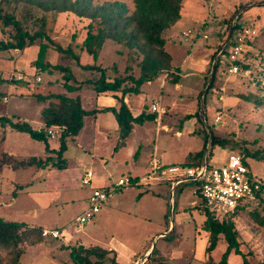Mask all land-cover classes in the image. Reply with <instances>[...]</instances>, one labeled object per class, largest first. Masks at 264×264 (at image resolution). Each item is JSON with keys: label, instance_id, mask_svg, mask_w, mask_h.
Listing matches in <instances>:
<instances>
[{"label": "rangeland", "instance_id": "obj_1", "mask_svg": "<svg viewBox=\"0 0 264 264\" xmlns=\"http://www.w3.org/2000/svg\"><path fill=\"white\" fill-rule=\"evenodd\" d=\"M82 2L84 5L91 4L93 7L107 6L109 9L112 8L114 3L123 4L128 9V14L135 11L136 5L135 0H82ZM3 8L5 11L14 12L23 23V26L32 32L38 30L40 27V23L36 21V18L45 17L48 35L55 43L63 47L70 46L75 54L80 57V64L97 63L108 69L107 72L110 78L115 76L119 71H124L125 73L127 70L126 72L138 74L136 63L132 60L133 51L123 44L107 38L99 50L97 60L80 47V44L86 37L87 26L91 21L90 18L78 16L72 11L44 12L40 8L26 3L16 4L12 2L4 5ZM182 16H184V19H181ZM181 18L175 25L176 29L174 28L176 30L175 33L179 34L181 32L180 38H191L193 42H197L198 36L202 33L201 31L199 33V30H202L206 37L203 45L207 48H214L215 55L211 60V67L209 65L207 68L202 91H205V86L209 83L213 62L215 59L217 61L219 55L217 53L227 40L231 26L235 29V25H237L236 32L234 33L235 36L237 34H244V29L246 28L250 30V33L244 37V51L239 59L241 60V64L248 65L249 69L245 70L241 66L237 73L231 74L228 69L229 61H226L227 55L224 56L223 62L217 69L215 78H213L212 83L209 85L210 87H208L206 95L204 94V101V95L201 91L194 98H185L183 102L180 101L181 107L178 108V111L196 105L195 112H199L201 110V99L202 107L206 109V113L202 110L201 116L203 121L205 120L207 127H213L212 130L216 136L229 140V144L226 147L220 146L216 148L215 157L210 164H222L228 158L230 152L240 155L245 154L252 174L264 182V0H184L182 2ZM173 26L163 34L166 42L168 39L176 36L174 32V36L170 32ZM2 28L3 25L0 21V39L8 40L13 29L6 27L2 31ZM183 29L184 31H182ZM99 30L97 27L94 29L95 32ZM103 30L108 31V27H103ZM213 40H215V43ZM229 50L230 47L227 51ZM38 51V45H34L31 49H27V51L26 48L23 51L0 50L1 75L3 68L8 70V78L0 80V109L8 110L9 114L13 111V106H15L17 113L22 117L21 120L27 119L26 121L31 122L35 128H39L36 121L43 122L39 109L46 107L50 100H38L34 94V90L40 91L43 88L47 89V91L49 89L50 91L62 92L66 88L64 72L55 69L52 71H42L34 66L33 62L37 58ZM21 57L25 61L26 68L23 65L21 68H18L16 62ZM47 59L52 64L68 65L72 68L77 78L73 83H83L84 89H86L83 92L86 108H93L94 103L89 100L90 96L87 91V89H92V86L87 80H90L95 73L90 70L83 71L76 59L57 52L52 47L48 49ZM178 59V57H175L174 61L177 62ZM19 70L21 72H18ZM172 73L173 71L163 70L158 77L167 79L171 77ZM98 74L96 73V75ZM19 75H22L21 79L17 78ZM189 79V81H186V91L196 92L199 89L200 82L193 77ZM26 84L27 91L20 93L17 88L26 86ZM155 88L156 86L153 85V90ZM168 89L169 87L167 86L166 90ZM172 90H174L173 87ZM156 94L154 91L148 93L146 102L151 104ZM194 94L191 93V95ZM179 99L180 97L176 96L174 100L177 102ZM165 101L167 100L165 99ZM168 114V112L164 113L161 118L166 123H170L167 117ZM104 116L105 114L103 113L99 114V120L103 123L106 121ZM218 116L220 117V121L215 123L214 119ZM90 118H86L85 128L80 131L79 143L84 146V150L79 147V143L70 141L68 151L65 152L70 165V173L65 176H51L46 180V185L49 188L62 184L65 181L67 183L66 190L62 192V195L53 190L48 191L51 198L60 199L49 208L41 204L40 206L34 204L25 195V192H20V197L16 201L13 200V197L18 193V186L13 185V187L7 189L9 183L5 178L7 177L8 169H26L28 167L19 164L20 161L27 162L32 157L39 159H44L47 156L55 157L56 154L46 151L43 142L31 138L26 133H18L16 136L6 140V149L10 147L16 152H21L20 154L24 155V157L11 155L3 146L5 140H3V134L0 132V172L3 171V178L5 177L2 186H0V217L36 224L35 226H31L30 223H26L29 227H39L40 225L45 226V228L63 227V231L65 232V240L50 237L45 238L42 235V240L36 244L23 242L20 246L24 249V253L17 264H74V261L70 259L71 248L74 245L83 244L85 247L100 245L107 248L106 246L109 245L108 240L114 232L116 236L123 239L122 241L129 248H133L139 247L142 244L146 232L149 230L158 231L161 219V202L158 200L157 192L158 188L163 183L167 184L168 181L152 180L146 177L147 174L143 177L145 184L142 182L139 185L133 186L130 192L133 195L132 197H135L131 200L134 204L137 203L134 200H144V203L140 204L143 207L142 211L140 210V216L136 215L133 209V214L127 217V219L122 220L120 223L111 222L109 219H101L104 213V210H102L96 215L95 221L83 223L82 225L76 222V216L87 205L84 194L88 189L82 186L81 174L79 176V173L83 172L84 168L91 167L95 172V176L97 175L96 178L104 175L106 182H110L111 179H117L121 173H127L128 169H131V166L125 164L126 162L122 159L125 158L130 162L129 157L130 155L133 156L134 151L130 149L134 143L139 142V139H137L138 135L136 134L137 137L133 136L130 138L131 140H127V146L112 159L110 153L113 149L119 150V148L116 149L114 147V137H110L108 143L103 144V146L97 145L93 137L94 131L92 134V119ZM112 122L110 119V124L108 125L110 129L114 124L115 128L117 126V123L113 124ZM160 122L157 123H160V125L164 124L162 121ZM157 125L156 130L158 128ZM186 126L187 128L185 127V129L188 130L196 128L197 133L191 135L187 130H184L182 136L179 137L175 133V129L178 130V127L176 128L169 124L166 128H162L161 131L159 130L158 135H156L154 125H151V123L148 122L144 126H138L142 128L138 130H143L145 135L142 136L145 144L144 151H152L154 141H156L159 149L158 153L166 160H170L171 158L168 156L170 152L176 151L175 153H177L183 149L197 148L204 140L203 123L197 121L195 124L194 121H190ZM211 131L209 130V132ZM60 132L56 134V139L49 135V139L52 138V145H58L59 147ZM117 133V131H113L112 134L115 136ZM210 138L207 136V152L210 146ZM137 148L138 145L136 146V150ZM139 151L134 157H138ZM91 153H93V156L102 154L105 158L109 157L110 159H105L104 161L108 160V162L104 165L102 158L97 156L94 158V162L91 163ZM44 154L46 155L43 157ZM80 157H83L85 162H82V158ZM88 162L91 163L90 166L87 164ZM33 165L37 168L39 167L36 163ZM20 172H12V178L16 179L18 177L20 180H24L30 175L28 171ZM24 172L28 173L25 175ZM39 184V182L34 183L35 186ZM181 187L184 189L185 203L189 205L196 204L198 208L190 214L191 217L184 219L178 227L174 222V226L171 229L172 225L170 223L172 222L170 221L172 217L174 218L176 196L174 195V197L170 194L167 198L169 201H173L174 199L172 207L173 216L171 217V209L169 207L167 215L169 226L166 232L171 229L172 233L170 235L166 234L167 239L160 238L158 242L156 241L155 247L159 252L153 257V260H145L147 255L145 248V250L137 254L132 264H135L136 261V264H141L144 260L143 264H149L153 261L160 264H217L221 260L222 254L226 249V241L223 236H220L216 248L210 255L205 251L208 244V234L202 228L205 214L202 207L199 206L202 203V199L195 193L198 185L193 181H185V183L181 184ZM172 189L173 187L169 189L170 193ZM132 190H135V192H132ZM62 198H74L77 201L64 203ZM7 203L9 207L6 206ZM252 207L255 208L243 210L232 218L239 232L241 251L245 254L249 264H257L258 262H264V193L262 201ZM143 213H146V216L148 215L150 219L144 220L142 217ZM43 226L40 227L43 229ZM150 245L151 243H149V247ZM0 255L5 258L8 253L1 251ZM209 256L213 259L212 263L208 261ZM3 264L6 263L3 262ZM228 264H243V258L241 255L231 253L228 258Z\"/></svg>", "mask_w": 264, "mask_h": 264}, {"label": "trees", "instance_id": "obj_2", "mask_svg": "<svg viewBox=\"0 0 264 264\" xmlns=\"http://www.w3.org/2000/svg\"><path fill=\"white\" fill-rule=\"evenodd\" d=\"M183 1L184 0H135V11L128 14V9L123 4L118 3H114L112 8L109 9L107 6L93 7L91 4L84 5L82 0H0V21L3 25L2 31L6 27L13 29L8 40L0 39V50L23 51L27 47L38 45L39 51L36 60L33 62L34 66L42 71H52L55 69L64 72L66 87L65 91L61 93H49L47 95H42L41 93L35 94L40 101L46 99L50 100L49 104L44 107L41 112L42 120L45 125L43 128L39 130L34 129L28 122H13L9 119L13 128L20 132L28 133L31 138L43 142L46 151L56 154L55 157L48 156L45 159L32 157L27 162L20 161L19 164L29 166L36 163L41 167L48 164H51L52 167H66L67 162L64 158V153L67 150L68 139H74L79 134L83 128L84 118L86 116L94 115L97 112L111 111L114 114L118 124L119 136L118 143L115 147L116 149L126 143L135 124L142 125L146 121L156 120L157 114L152 112L147 104L144 105L143 110L138 115H134L129 105L124 101V97L133 93H141L142 86L146 82L158 78L163 70L172 71V56L166 50V39L163 34L180 20ZM12 2L16 4H30L31 6L40 8L44 12L72 11L78 16L90 18L91 21L87 26L86 37L80 44V47L97 60L99 50L102 48L107 38L119 44H123L133 51L132 60L136 63L138 74L126 72L127 70L125 69V73L124 71H119L115 76L111 77V79L108 76V69L97 63L80 64V57L75 54L70 46L63 47L55 43L48 35L45 17L36 18V21L40 23V27L38 30L32 32L23 26V23L17 18L14 12L5 11L3 6ZM96 27L100 29L98 32L94 31ZM103 27H108V31L103 30ZM236 29L237 25H235L229 43L221 50L217 57L215 74L218 67L223 62L224 56L227 55L228 58L229 51L227 50L235 43L234 33ZM50 47L64 55L72 56L77 60L83 71L90 70L95 73L87 82L92 86L96 94L105 92L121 93L120 96L117 94L113 95L117 100V106L89 110L83 107L80 95L74 97L69 96V92H78L82 89L84 84L73 83L77 78L70 66L52 64L47 59V52ZM214 55L215 53L212 58ZM236 64L239 68L242 66L245 70L249 69L248 65L241 64V60H237ZM96 73L99 74L96 75ZM171 76L173 77L171 81L176 83L178 81V76L173 73ZM0 80H2L1 73ZM205 95L203 96V101ZM202 110L206 113L205 109ZM202 110L195 114H188L185 117V119L198 117V120L203 123L205 142L203 148L195 154L194 157L196 160L183 163V165H195L203 163L205 160L210 161L213 156V149L216 146L226 147V145L229 144L227 138H221L214 134L212 130L213 127L205 128L201 116ZM6 119L8 118L0 117V121L2 122ZM54 125L61 128L58 149H50L49 135L47 133V129ZM209 130L212 131L210 132V146L206 158L205 154ZM242 157L244 162L250 166L245 154H242ZM133 181H135V179ZM183 183L185 182L181 184ZM109 188L110 187H106V189ZM263 193L264 184L259 194L258 204L262 201ZM200 207H202L205 214L202 228L208 234V244L205 249L206 253L210 255L216 248L220 236H223L226 241V249L222 254L221 260L217 264H228V258L231 253L241 255L243 264H249L245 254H243L240 249L239 232L232 218L237 213L248 209L244 208L236 210L234 213L218 216L211 212L203 202L200 204ZM254 208L255 207H251L249 209L252 210ZM164 237L166 238L167 236ZM41 240L42 228L40 226L29 227L24 222L9 221L0 217V254L1 251H6L8 253L5 258L0 255V264H3V262L6 264H17L24 253V249L20 245L23 242L36 244ZM71 249L70 259L74 261V264H121L117 261L116 252L114 250L100 245L85 247L84 245L78 244L72 246ZM158 252L159 250L155 247L149 260H153V257ZM208 261L210 263L213 262L211 256H209ZM149 264L160 263L153 261ZM257 264H264V262H258Z\"/></svg>", "mask_w": 264, "mask_h": 264}, {"label": "crops", "instance_id": "obj_3", "mask_svg": "<svg viewBox=\"0 0 264 264\" xmlns=\"http://www.w3.org/2000/svg\"><path fill=\"white\" fill-rule=\"evenodd\" d=\"M181 19H184V16H182ZM175 25L173 26V28L170 31V32H172V35L176 31ZM182 31H184V29ZM200 31L202 33H200ZM199 33H200V36H198L197 42H193V40H191V38H189V39L188 38L186 39L185 37L180 38L181 32L179 34L176 32L174 34L176 36L173 35L174 37L172 39H168L166 42V45H165L166 50L172 56V65H173L172 71L174 74H176L178 76V81L176 83H173L171 81V78H173L172 76L167 78V79L162 78V77H158L155 80L146 82L141 88V93H139V94L133 93V94L126 95L124 97V101L129 105V107H130V109L134 115H138L143 110V107L145 104H147L150 107V110L152 112H154L152 110V106L154 104H158V106H159V111L154 112V113L158 114L156 120L146 121L142 125L135 124L131 135L127 139V140H131L130 138H132L133 136L137 137L136 134L138 135L137 139H139V142L134 143L132 148L130 149V150L133 149L135 151V152L133 151V154H132L133 156L130 155V157H129L130 162L128 160H126L124 157H123L124 159H122L124 162H126L125 164H128L131 166V169H128L127 173H125V172L121 173L117 177V179H111V177H110V179H111L110 182H106V178L104 177V175L99 176L100 178H96L97 175L95 176V172L93 171V169L91 167H86V168H84L83 172L79 173V176L81 174V184H82V177H83L85 171L86 170H92L94 172V177L92 180V186H95V187H111L118 180V178L120 176H123V175H129L132 177L133 180L135 179V181H133V184H131V186L124 188V189H121V190H117L114 197L112 199H110L104 205V207L101 209V211L104 210L103 211L104 213L102 214L101 219L105 218V219H109L111 222L115 221V222L120 223L122 220L127 219V217H130L133 214V211H135L136 215L140 216V212L142 211L141 209H143V207L140 204H143L144 200L143 201H140V199L134 200L137 202L134 204L133 201H131V200L135 197H132L133 195H131L130 192H131V189L133 186L139 185L142 182L145 184L143 177L147 174V172L150 169L149 162H150L152 156H154V155L157 156L161 160V162L164 164H183V163H188L190 161L196 160L194 157L195 154H197L203 148L205 139L203 140L202 144L198 145L197 148H187V149H183L181 152L175 153L176 151H174V152L168 153V156L171 159L166 160L165 158L162 157L161 154L158 153L159 149L157 147L156 141H154V146H153L152 151H149V152L144 151L145 144H144V141L142 139V136H145L144 131L138 130V129H142L138 126H144L145 124H147L149 122V123H151V125H154L156 135H158L159 130L161 131L162 128H166L169 124L173 125L176 128L178 127V130L175 129V133L178 134L179 137L182 136V133L184 130H187L189 132V134H191V135H195L197 133L196 128L193 130L185 129V127L187 128L186 125L188 124V122L194 121L196 124V122L199 121L198 117H191L190 119H185L186 115L196 113L195 112L196 111V105H192L188 108L186 107L185 109L180 110V111H178V108L181 107L180 106L181 102H183L185 100V98H188V99L191 97L194 98L195 96H197L202 91V89L204 87V83H205L206 71L210 65L212 56L214 54V48L213 47L207 48L203 45V43L205 42V39H206L205 33L202 30H199ZM194 35H196V34H194ZM213 42L215 43V40H213ZM200 44H201V46H200ZM32 47L26 48V51H27V49H31ZM175 57L179 58L177 62L174 61ZM227 61H228V58H227ZM16 63L18 65V68H21L22 65L24 66V68H26L25 61L22 60V57L18 58ZM228 68H229V64H228ZM18 72H21V71L19 70ZM7 74H8V70L3 68L1 78L2 79L8 78ZM231 74H235V73H231ZM192 77L196 78L200 82L199 89L196 92L186 91V81H189L190 80L189 78H192ZM153 85L156 86L155 90H153ZM167 86L169 87L168 90H166ZM207 86H205V88ZM49 87H51V86H49ZM172 87L174 88V90H172ZM148 88H149V90H148ZM22 89H26V90H22ZM42 89L43 88H41V90ZM17 90H19L20 93L27 91V84H26V86H21L20 88H17ZM41 90L40 91L34 90V94L41 93L42 95H47L49 93H61V92L50 91L49 89H48V91H47V89L46 90L43 89L42 91ZM85 90L86 89H84V85H83L82 89H80L78 92L77 91L76 92H69L68 95L71 97H74L76 95H80V98L82 99V105L85 109H87L85 106L86 100H84L85 98L83 95V92ZM64 91H62V92H64ZM87 91L89 92V96H90L89 100L94 103L93 104L94 107L90 108L89 110L102 109L105 107L117 106V100L114 98L113 95L114 94H117L119 96L121 95V93H119V92L118 93L105 92V93L96 94L93 91V89H89V90L87 89ZM152 91H154V93H157V94H156V97L153 100V102L151 104H148L146 102L147 95H148V93H150ZM191 93L192 94L195 93V94L191 95ZM202 93H203V95L205 94L204 91H202ZM176 96L180 97V99L177 100V102L174 100V99H176ZM165 99L167 101H165ZM46 100H49V99H46ZM200 107L202 110L203 107H202L201 99H200ZM41 110H42V107L39 109L40 113H41ZM166 112L169 113L167 117L170 120V123H166V122H164V120L161 119L162 115ZM101 113L105 114L104 118L106 121L104 123L99 120V114H101ZM20 116L21 115L17 113V108L15 106H13V111L9 114H8V110H5V109L1 110L0 109V117L8 118L3 122L0 121V132H2L3 137H4V138L3 137L2 138H3V140H5L3 142V146L5 147V150L8 151L9 154H11V155H19V156L24 157V155L20 154L21 152H16L15 150H12L10 147H9V149H6V140L8 138L10 139V137H14L18 133H25V132H20V131L16 130L15 128H13L9 122V119L13 122H17V121L28 122V121H26L27 119L21 120L22 117H20ZM87 117H91L90 119H92L91 126L93 128L92 134L94 131L93 137L95 139V143L99 146L100 145L103 146V144L108 143V141L110 140V137L113 136L114 137L113 141L115 140L114 147H116L118 140H119V136H118V133L115 136L112 134L113 131L118 132V124H117L116 128L114 126L115 125L114 123H117L114 114L111 111H101V112L95 113L94 115H88ZM86 118H84L83 128H85ZM110 119H111V121H113L112 123L114 124L111 129L108 126L110 124ZM114 119H115V122H114ZM214 120H215V123H218L220 121V120L216 121V119H214ZM160 121H162L164 123L163 125L161 124L162 126L160 125V123H161ZM157 122H160V123H157ZM28 123L34 129L39 130V129L44 127V123L42 121L41 122L36 121V124L39 125V128H35L31 122H28ZM211 123H213V122L211 121ZM204 124H205V128H208L205 120H204ZM156 125L158 126L157 130H156ZM83 128L81 130H83ZM209 133L210 132H208V134ZM26 134H28V133H26ZM80 134H81V132H79V134L74 139H71V138L68 139L67 150L65 152L68 151V145H69L70 141H75L77 143L80 142L79 141ZM100 136H101V138H100ZM51 139H49L50 149H58V145L55 146V145L51 144ZM54 139H56V138H54ZM135 145L136 146L138 145L137 150H136ZM126 146H127V144L125 143L123 146H121L119 148L118 151L113 149V151L110 153L111 158L113 159L114 156L118 155V153L122 149H124ZM79 147L82 150H84V146L81 143H79ZM217 147H220V146H216L213 149V156L211 157L210 162L215 157V150ZM139 149H140V151H139ZM138 151H139V155L136 158L134 156L136 153L138 154ZM91 154H92V158L90 159L91 163L94 162V158L97 156L101 157L102 161L109 158V157L105 158V156L102 154L95 155V156H93V153H91ZM45 155L46 154H44L43 157ZM205 155L207 158V150H206ZM32 156H37V155H32ZM64 158L67 162L66 167H64V168L52 167L51 164H48V165L43 166V167L38 165L39 167L37 168L35 165L32 164V165H29L26 169H23V168L22 169H11V170L8 169L7 170V177L6 178L4 177L5 180H7V182L9 183L7 189H10L11 187H13V185L18 186V191H17L18 193L16 194L15 197H13V200L16 201L20 197V194L22 192H25V195L28 197V199L31 200L37 206H40V204H41V205H44V206L49 208L54 204V202H58V200H60V199L51 198L48 191L53 190L55 192L61 193V195H62V192H64L66 190V186H67L66 181L62 182V184L54 185L53 187L49 188L46 185V180L51 176H56V175L65 176L66 174L70 173V165H69L68 158H66V153H64ZM80 158H82L81 159L82 162H85L83 157H80ZM90 162L87 163L89 166L91 164ZM107 162H108V160L104 161V165H106ZM215 164H217V163H215ZM23 171H28L30 173L29 177H26L24 180H20L18 177L16 179L12 178V176H11L12 172L22 173ZM2 172L3 171L0 172V183H1L0 186H2V183L4 180ZM28 172H24L25 175ZM188 181H193V180H188ZM36 182H39L40 184L38 186H35L34 183H36ZM156 183H159V182H156ZM174 185H175V188H174L175 194L174 195L176 196L175 197L173 195L175 197L174 222H175V225L177 227L179 225H181L180 223L184 219H186L187 217H191L190 214L198 208L196 206V204L195 205H193V204L189 205L188 203H185L184 194H183L184 189H183V187H181V183H179L178 181H174L173 183H171V181H168L167 184L163 183L161 185V187L158 188V192H157L158 200H160V202H161V209H160V218L161 219L159 222L158 231L157 230H149L148 232H146L144 240L139 247L129 248L127 246V244L124 241H122L123 239L121 237L116 236V234L114 232L112 233L111 238L108 240L109 245H107L106 247L108 249L114 250L117 253V261L118 262H120L121 264H132V262L135 261V258L137 257V254L139 252L145 250V248H146V254H148L150 252L155 238H156V241L158 242V240L160 238H165L164 236H167L166 234L168 232H166V230L169 226V223L167 222V215L169 213V207L171 209V207L174 205L173 204L174 199H173V201L172 200L169 201V199L167 197H169L171 194L169 192V189H171ZM82 186H84V185L82 184ZM85 187L88 188L86 193L84 194L86 204L88 205V198H89V195L91 192V186H85ZM132 192H135V190H132ZM176 193L178 194V196ZM176 199H177V201H176ZM62 200H64V203H68L70 201H73V202L77 201V199H74V198H71V199L62 198ZM87 205H86V207H87ZM6 206L9 207L8 203L6 204ZM199 206H200V204H199ZM96 217H95V219H96ZM142 217L144 218V220L150 219L148 217V215L146 216V213H143ZM95 219L93 221H95ZM5 220H8V219H5ZM204 220H205V218H204ZM204 220H203V222H204ZM9 221H15V220H9ZM16 221H18V220H16ZM26 223H30V222H26ZM30 225L35 226L36 224L31 222ZM40 226H43V225H40ZM43 227L45 228V226H43ZM46 228H51V227H46ZM51 229H59L60 231H62L63 235L65 236V232L63 231V227L57 226V227H52ZM163 233H165V235H162ZM170 233H171V231H170ZM170 233H168V235H170ZM166 239H167V237H166ZM207 240H208V238H207ZM148 242L151 243L150 247H149ZM147 243H148V245H147ZM136 262H135V264H136Z\"/></svg>", "mask_w": 264, "mask_h": 264}, {"label": "built area", "instance_id": "obj_4", "mask_svg": "<svg viewBox=\"0 0 264 264\" xmlns=\"http://www.w3.org/2000/svg\"><path fill=\"white\" fill-rule=\"evenodd\" d=\"M249 33L250 30L246 28L244 34L235 36V43L230 47L228 53L230 73H237L239 70L236 61L242 56L244 37ZM17 78L21 79L22 75ZM152 110L158 112V104H154ZM219 119L218 116L216 121ZM60 130L59 126L54 125L47 129V133L55 138ZM93 177L92 170H86L82 177V184L91 186V192L87 207L76 217V222L81 225L93 221L104 205L114 197L117 190L133 184L131 176L123 175L109 189H106V187L92 186ZM146 177L152 180L171 181V183L193 180L198 185L195 193L201 197L203 204L218 216L234 213L236 210L244 208L249 209L258 204L259 194L264 184L262 180L252 174L250 166L238 153H230L222 164H210V161L205 160V162L195 165L164 164L154 155L150 160V169ZM42 235L65 240V236L59 229L43 228Z\"/></svg>", "mask_w": 264, "mask_h": 264}, {"label": "water", "instance_id": "obj_5", "mask_svg": "<svg viewBox=\"0 0 264 264\" xmlns=\"http://www.w3.org/2000/svg\"><path fill=\"white\" fill-rule=\"evenodd\" d=\"M239 13V12H238ZM233 26H231V28H230V31H229V34H228V37H227V40L225 41V43L221 46V49L223 48V47H225L228 43H229V41H230V39H231V36H232V32H233ZM221 49L219 50V52L217 53V55L221 52ZM215 69H216V59H215V61L213 62V65H212V70H211V77H210V80H209V83H208V86L206 87V89H205V91H204V93L208 90V87H209V85L212 83V81H213V78H214V74H215ZM210 137V133L208 134V138ZM174 188H175V185L173 186V189H172V192H171V195L173 196L174 195ZM172 204V203H171ZM173 207V206H172ZM172 207H171V217L173 216V210H172ZM171 229L173 228V226H174V218L172 217V219H171ZM171 229H170V231H171ZM170 231H168V233H170ZM167 233V234H168ZM162 235H165V234H162ZM83 245V244H82ZM155 246H156V239H154V242H153V245H152V248H151V250H150V252L146 255V258H145V260H147V259H149V257L151 256V254H152V252H153V250H154V248H155ZM144 260V261H145ZM144 261L141 263V264H143L144 263Z\"/></svg>", "mask_w": 264, "mask_h": 264}]
</instances>
